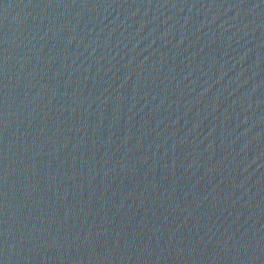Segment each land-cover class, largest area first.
<instances>
[{"label":"water","instance_id":"water-1","mask_svg":"<svg viewBox=\"0 0 264 264\" xmlns=\"http://www.w3.org/2000/svg\"><path fill=\"white\" fill-rule=\"evenodd\" d=\"M0 264H264V0H0Z\"/></svg>","mask_w":264,"mask_h":264}]
</instances>
